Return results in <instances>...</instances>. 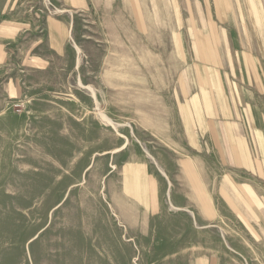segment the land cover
I'll return each mask as SVG.
<instances>
[{
	"label": "rangeland",
	"instance_id": "374dc122",
	"mask_svg": "<svg viewBox=\"0 0 264 264\" xmlns=\"http://www.w3.org/2000/svg\"><path fill=\"white\" fill-rule=\"evenodd\" d=\"M219 1L98 0L36 88L15 62L0 264H173L209 245L213 260L264 264V182L221 160L195 118L204 90L217 97L198 72L232 58Z\"/></svg>",
	"mask_w": 264,
	"mask_h": 264
},
{
	"label": "crops",
	"instance_id": "0c3cea01",
	"mask_svg": "<svg viewBox=\"0 0 264 264\" xmlns=\"http://www.w3.org/2000/svg\"><path fill=\"white\" fill-rule=\"evenodd\" d=\"M32 1L34 5L39 2L0 0V109L23 93L20 65L15 62H24L28 79L36 88V79L55 70L54 62L68 60L73 32L78 40L76 17L93 18L98 0H47L58 10L53 15L48 13L47 3L42 13L33 12ZM217 9L232 58L226 55L220 59L224 63L220 68L225 69L198 72V79L204 74L210 92L217 94L213 99L204 90L206 112L194 101L199 135L216 143L221 160L263 183L264 0H220ZM189 250H180L178 253L188 256L173 264H242L213 260L211 245L203 247L198 258L196 251Z\"/></svg>",
	"mask_w": 264,
	"mask_h": 264
},
{
	"label": "built area",
	"instance_id": "2783aa9c",
	"mask_svg": "<svg viewBox=\"0 0 264 264\" xmlns=\"http://www.w3.org/2000/svg\"><path fill=\"white\" fill-rule=\"evenodd\" d=\"M48 5L51 7V8H48V13L49 14H55L58 10L53 6L51 5V3L48 1ZM31 10L33 11V7L31 6ZM40 12H42L41 10H39Z\"/></svg>",
	"mask_w": 264,
	"mask_h": 264
},
{
	"label": "bare ground",
	"instance_id": "6f19581e",
	"mask_svg": "<svg viewBox=\"0 0 264 264\" xmlns=\"http://www.w3.org/2000/svg\"><path fill=\"white\" fill-rule=\"evenodd\" d=\"M77 51H78V50H77ZM91 93H92V92H91ZM102 114H103V113H102ZM103 116L106 117L105 115H103ZM103 116H102V117H103ZM104 119H105V118H104ZM106 120H107V122H108L109 124H113V121H111L109 118H106ZM106 120H105V121H106ZM120 150H121V149H120ZM163 174H164V173H163ZM173 208H174V210H176L175 207H173ZM192 214H193V213H192Z\"/></svg>",
	"mask_w": 264,
	"mask_h": 264
}]
</instances>
